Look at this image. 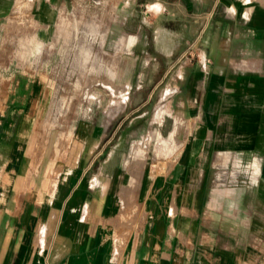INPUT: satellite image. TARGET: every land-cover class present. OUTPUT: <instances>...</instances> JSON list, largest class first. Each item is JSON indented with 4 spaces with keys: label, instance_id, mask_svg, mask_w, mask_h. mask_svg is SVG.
Segmentation results:
<instances>
[{
    "label": "crops",
    "instance_id": "1",
    "mask_svg": "<svg viewBox=\"0 0 264 264\" xmlns=\"http://www.w3.org/2000/svg\"><path fill=\"white\" fill-rule=\"evenodd\" d=\"M45 1L51 35L58 5ZM145 7L133 14L134 90L113 96L133 107L87 109L64 145L67 124L45 121L42 80L24 69L35 64L0 59V264H264V0ZM205 36L206 57L183 65ZM162 82L164 112L152 106ZM158 130L176 155L143 174L125 148Z\"/></svg>",
    "mask_w": 264,
    "mask_h": 264
},
{
    "label": "rangeland",
    "instance_id": "2",
    "mask_svg": "<svg viewBox=\"0 0 264 264\" xmlns=\"http://www.w3.org/2000/svg\"><path fill=\"white\" fill-rule=\"evenodd\" d=\"M150 1L157 0H56L58 17L55 32L49 35L45 28L51 29L53 25L42 24L38 19L47 21L50 16L51 9L45 0H40V12L37 9L36 14L38 0H0V59L35 64L24 69L35 71L42 80L40 89L46 94L45 105L49 112L45 121L50 127L67 124L69 129L91 108L105 111L123 104L133 107L132 99L118 102L113 96L127 95L134 90L132 81L137 68L134 67L132 45L137 36L133 32V14L137 10L144 13L145 3ZM54 13L55 10H51V16ZM122 26L127 32L122 31ZM148 38L154 36L148 35ZM207 40L206 36L199 43L191 40L177 58L190 69L196 67L206 57ZM159 58L165 63V57L159 55ZM164 70L165 67L160 69L158 78ZM151 86L143 83L142 90L149 91ZM169 89L168 82L159 84L157 95L152 99L154 108L162 106L163 95ZM162 110L165 111V106ZM96 117L104 118L111 125L119 120V116L113 115ZM163 120L164 116L159 118L160 122ZM168 134L170 132L160 130L132 132L130 138L134 145L125 148L126 160L143 174L167 170L177 150L167 141ZM188 134L187 143H190L193 136L190 131ZM70 138L69 129L61 132L58 141L64 145ZM55 142L56 133L47 131L46 149ZM54 153L55 149L53 156Z\"/></svg>",
    "mask_w": 264,
    "mask_h": 264
},
{
    "label": "clouds",
    "instance_id": "3",
    "mask_svg": "<svg viewBox=\"0 0 264 264\" xmlns=\"http://www.w3.org/2000/svg\"><path fill=\"white\" fill-rule=\"evenodd\" d=\"M152 7L156 8L157 10L161 9V6L159 4L153 5Z\"/></svg>",
    "mask_w": 264,
    "mask_h": 264
},
{
    "label": "bare ground",
    "instance_id": "4",
    "mask_svg": "<svg viewBox=\"0 0 264 264\" xmlns=\"http://www.w3.org/2000/svg\"><path fill=\"white\" fill-rule=\"evenodd\" d=\"M38 46H39V45H38V42H37V48H38ZM201 91H202V90H201ZM162 112H164V111L162 110ZM162 116H163V115H161V117H162ZM164 144L167 145V141L164 140Z\"/></svg>",
    "mask_w": 264,
    "mask_h": 264
},
{
    "label": "built area",
    "instance_id": "5",
    "mask_svg": "<svg viewBox=\"0 0 264 264\" xmlns=\"http://www.w3.org/2000/svg\"><path fill=\"white\" fill-rule=\"evenodd\" d=\"M45 45H46V44H45ZM45 45L43 46V49H44ZM43 49H42V51H43ZM38 53H39V51H38ZM39 54H41V53H39Z\"/></svg>",
    "mask_w": 264,
    "mask_h": 264
}]
</instances>
